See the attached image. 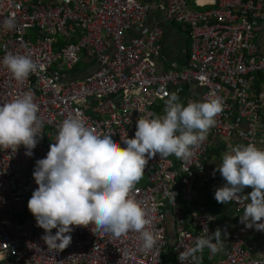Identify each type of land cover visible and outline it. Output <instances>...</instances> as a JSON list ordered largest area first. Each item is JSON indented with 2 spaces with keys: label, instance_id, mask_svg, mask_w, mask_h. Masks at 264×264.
<instances>
[{
  "label": "built area",
  "instance_id": "1",
  "mask_svg": "<svg viewBox=\"0 0 264 264\" xmlns=\"http://www.w3.org/2000/svg\"><path fill=\"white\" fill-rule=\"evenodd\" d=\"M151 6L186 27L183 67L157 66L161 31L146 24ZM9 18L15 20L11 30L4 27ZM263 19L264 0H0V105L30 91L43 121L32 156L23 145L15 152L0 150V264H165L168 249L172 263L180 264L183 248L193 246L205 229L212 233V213L196 202L198 183L214 190L225 184L206 158L209 134L187 161L158 154L149 160L132 192L151 220L157 241L151 250L143 249L135 231L114 237L93 232L91 225L75 226L64 250L48 249L27 207L37 188L35 161L46 156L58 125L70 116L97 132L113 131L118 143L125 133L133 138L137 120L163 116L155 106L186 83L202 88V101L212 96L223 101L209 133L242 134L240 141H227L226 153L236 144L259 148L264 122L254 81L257 72L264 73V52L255 39ZM8 53L30 56L38 71L16 81L2 63ZM75 73L81 78L71 76ZM231 203L243 211V204ZM250 229L231 233L223 258L213 260L206 248V264H264V256H254L243 243Z\"/></svg>",
  "mask_w": 264,
  "mask_h": 264
},
{
  "label": "clouds",
  "instance_id": "2",
  "mask_svg": "<svg viewBox=\"0 0 264 264\" xmlns=\"http://www.w3.org/2000/svg\"><path fill=\"white\" fill-rule=\"evenodd\" d=\"M4 27L13 29L14 18L5 20ZM2 63L18 82L38 71V65L27 55L8 53ZM164 103L163 116L140 117L134 137L127 138L125 133L121 140L124 147L113 139V131L97 132L85 126L79 116H70L58 125L55 143L49 145L44 158L35 161L32 175L37 188L27 203L36 226L44 230L41 239L48 249L64 250L71 244L74 227L89 225L93 232L114 237L135 231L143 249L155 246L151 220L132 192L143 178L148 161L157 154L160 158L174 155L189 160L192 149L207 139L216 116L223 111L219 96L184 105L173 92L167 94ZM39 111L30 91L0 105V150L15 152L23 145L25 155L32 156L43 127ZM215 171L225 181L215 190V200L243 204L240 222L245 228L264 231V149L252 143L236 144L223 155ZM246 187L252 190L244 195ZM223 246L222 229L211 234L205 229L193 246L183 248L178 259L180 264H198V253L207 248L215 254Z\"/></svg>",
  "mask_w": 264,
  "mask_h": 264
},
{
  "label": "crops",
  "instance_id": "3",
  "mask_svg": "<svg viewBox=\"0 0 264 264\" xmlns=\"http://www.w3.org/2000/svg\"><path fill=\"white\" fill-rule=\"evenodd\" d=\"M146 24L148 26H157L161 31L160 40V55L156 59L157 66L162 68H181L183 67L188 59L189 53V42L187 37V29L185 26L170 21L166 19L162 12L158 11L154 6H151ZM259 46L260 52H264V19L261 21L260 30L255 39ZM254 88L257 97H259L260 102V115L264 122V73L257 72L254 81ZM202 91L200 86L193 85L191 83H186L183 85L180 91L172 89L171 93H177L179 97V102L186 105L189 101H201L199 98V93ZM165 101V100H164ZM164 101L159 102L155 109L156 111L164 110ZM245 134V133H244ZM211 138V144L209 150L207 151L206 158L208 163L216 167L221 163L222 157L225 152L226 144L228 140H233L237 142L240 141L242 134L233 133L231 138H226L223 136L214 135L209 133ZM259 148L264 149V139L263 145ZM198 197L196 202L203 205L208 211L213 215L211 221V230L214 232L217 228L222 229V239L224 241V246L220 251L213 254V260L223 258L224 252L231 242V233L233 231H238L244 227V224L240 222V217L243 211L237 209L235 205L231 202L227 204L218 203L214 198L215 190L207 185V182L198 183ZM250 187L244 189L243 194L247 195L251 192ZM170 231V229H169ZM171 232V231H170ZM227 233L226 235L224 233ZM243 243L246 247L252 249V254L257 257L264 256V235L261 231L255 229L245 230L243 232ZM166 255V257H165ZM165 264L172 263V255L170 250H166L164 254Z\"/></svg>",
  "mask_w": 264,
  "mask_h": 264
},
{
  "label": "trees",
  "instance_id": "4",
  "mask_svg": "<svg viewBox=\"0 0 264 264\" xmlns=\"http://www.w3.org/2000/svg\"><path fill=\"white\" fill-rule=\"evenodd\" d=\"M171 231V230H170ZM170 235H172V233H169ZM198 256L200 257L199 259V264H206L208 262V258H207V250L206 248L204 249L203 253H198Z\"/></svg>",
  "mask_w": 264,
  "mask_h": 264
},
{
  "label": "rangeland",
  "instance_id": "5",
  "mask_svg": "<svg viewBox=\"0 0 264 264\" xmlns=\"http://www.w3.org/2000/svg\"><path fill=\"white\" fill-rule=\"evenodd\" d=\"M80 69V71L82 70V67H81V63L79 64V66H78ZM80 73V72H79ZM79 73H75V74H73V75H71V76H76L77 78H81L78 74ZM86 73H84V74H82L81 76H84ZM169 233H170V231H168ZM171 233H172V231H171ZM165 257H166V255H165Z\"/></svg>",
  "mask_w": 264,
  "mask_h": 264
}]
</instances>
